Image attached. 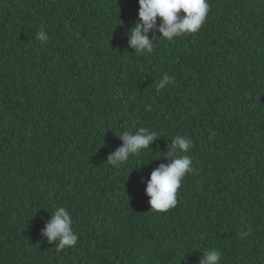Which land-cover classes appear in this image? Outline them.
Masks as SVG:
<instances>
[{"label": "trees", "instance_id": "1", "mask_svg": "<svg viewBox=\"0 0 264 264\" xmlns=\"http://www.w3.org/2000/svg\"><path fill=\"white\" fill-rule=\"evenodd\" d=\"M208 3L198 32H150L138 54V0H0V264H199L208 249L264 264V0ZM141 127L149 149L109 163ZM176 135L193 171L158 212L144 189L185 154L167 151ZM57 207L74 247L41 235Z\"/></svg>", "mask_w": 264, "mask_h": 264}, {"label": "clouds", "instance_id": "2", "mask_svg": "<svg viewBox=\"0 0 264 264\" xmlns=\"http://www.w3.org/2000/svg\"><path fill=\"white\" fill-rule=\"evenodd\" d=\"M138 14L133 26L127 32L128 47L138 54L151 53L154 49V37L150 32L159 33V38L173 41L185 34L200 30L209 12L208 0H138ZM156 38V37H155ZM37 39L48 42V35L41 30ZM174 82V78L165 74L157 84L163 89ZM122 145L109 154L107 161L114 166L126 162L130 156L139 155L142 150L157 138L155 131L139 128L136 131L124 129L118 135ZM192 141L187 136L176 135L167 145L170 154L185 153L169 158L167 164H160L151 171L147 180L145 194L149 197L150 209L164 212L177 204L176 194L186 174L193 171L192 158L189 153ZM49 243L54 242L58 250L74 247L78 236L73 230V218L65 207L54 208L50 219L41 233ZM222 253L218 249L205 250L199 264H220Z\"/></svg>", "mask_w": 264, "mask_h": 264}]
</instances>
